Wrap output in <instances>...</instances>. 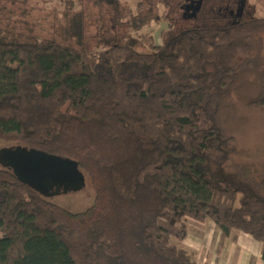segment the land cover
I'll list each match as a JSON object with an SVG mask.
<instances>
[{
    "label": "trees",
    "instance_id": "16d2710c",
    "mask_svg": "<svg viewBox=\"0 0 264 264\" xmlns=\"http://www.w3.org/2000/svg\"><path fill=\"white\" fill-rule=\"evenodd\" d=\"M182 2L160 3L161 46L146 36L98 55L0 41V140L76 162L95 188L73 215L1 167L0 264H197L182 245L188 221L264 246V166L235 162L224 120L247 77L246 106L264 112V58L228 12L235 0L213 15L203 0L194 28Z\"/></svg>",
    "mask_w": 264,
    "mask_h": 264
},
{
    "label": "rangeland",
    "instance_id": "374dc122",
    "mask_svg": "<svg viewBox=\"0 0 264 264\" xmlns=\"http://www.w3.org/2000/svg\"><path fill=\"white\" fill-rule=\"evenodd\" d=\"M67 1L70 0H0V31L4 33L0 36V41L2 43L13 41L17 44H31L36 40L43 43L56 42L78 52H94L98 55H102L108 45L122 41L132 45L133 42L138 44L146 36L152 37L156 45L161 46L163 39L160 35L168 28L161 20L165 9L160 3L166 1L176 7L173 0H71L73 9L67 13L65 11ZM189 1L191 0H184L181 7L183 14L191 16L192 10L188 13L184 11V6L190 5ZM222 1V10L228 9L234 2ZM240 1H244L245 6L244 12L236 18L239 22L237 25L245 27L246 33L253 34L252 42L255 44L256 52L252 55L264 58V25L255 23L264 19V0H235V5L233 4L228 12L235 14L240 7ZM219 2L220 0H209L205 6L207 13L215 14L212 12H216V5ZM140 4L154 9L151 12L154 16L152 22H145L144 16L149 12L140 11ZM181 14L177 10L172 15L178 17ZM155 17L158 18L157 22ZM187 17H185L187 20H191L186 26L194 28L192 20L195 18ZM141 22L145 23L140 27ZM250 27L253 28V32ZM136 49L138 53L148 51L144 46ZM247 78L248 80H240L237 83L239 89L228 100L224 120L226 129L237 142L238 154L234 158L235 162L261 169L264 166V112H255L247 108L249 95L244 90L248 89L252 82L251 78ZM6 148L16 147H12L10 142L0 140V150ZM45 199L70 214H81L93 207L95 188L88 181L85 188L79 192H69ZM186 225L193 231L198 226L193 221H188Z\"/></svg>",
    "mask_w": 264,
    "mask_h": 264
},
{
    "label": "water",
    "instance_id": "95a60500",
    "mask_svg": "<svg viewBox=\"0 0 264 264\" xmlns=\"http://www.w3.org/2000/svg\"><path fill=\"white\" fill-rule=\"evenodd\" d=\"M189 4L185 12L192 10L193 14L189 18H194L203 1L191 0ZM0 165L10 169L21 183L47 199L69 192H79L86 186L85 178L76 162L34 150L20 147L2 149Z\"/></svg>",
    "mask_w": 264,
    "mask_h": 264
},
{
    "label": "crops",
    "instance_id": "0c3cea01",
    "mask_svg": "<svg viewBox=\"0 0 264 264\" xmlns=\"http://www.w3.org/2000/svg\"><path fill=\"white\" fill-rule=\"evenodd\" d=\"M194 223L182 245L197 264H264V246L249 236L234 231L223 238L213 222Z\"/></svg>",
    "mask_w": 264,
    "mask_h": 264
},
{
    "label": "flooded vegetation",
    "instance_id": "af4514ba",
    "mask_svg": "<svg viewBox=\"0 0 264 264\" xmlns=\"http://www.w3.org/2000/svg\"><path fill=\"white\" fill-rule=\"evenodd\" d=\"M239 5H240V7L238 8L237 12L235 14L231 13V15H236L237 17L241 16V14L244 12L245 2L244 1H240ZM186 7H187V5H186ZM187 16L189 17L190 15H187Z\"/></svg>",
    "mask_w": 264,
    "mask_h": 264
}]
</instances>
